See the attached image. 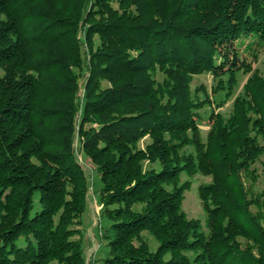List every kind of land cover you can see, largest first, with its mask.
<instances>
[{
    "label": "trees",
    "instance_id": "1",
    "mask_svg": "<svg viewBox=\"0 0 264 264\" xmlns=\"http://www.w3.org/2000/svg\"><path fill=\"white\" fill-rule=\"evenodd\" d=\"M261 50L264 0H0V264H87L82 162L103 264H264V189L241 177L264 153ZM203 72L226 97L249 74L205 139ZM182 172L212 177L207 232Z\"/></svg>",
    "mask_w": 264,
    "mask_h": 264
},
{
    "label": "rangeland",
    "instance_id": "2",
    "mask_svg": "<svg viewBox=\"0 0 264 264\" xmlns=\"http://www.w3.org/2000/svg\"><path fill=\"white\" fill-rule=\"evenodd\" d=\"M258 58L256 62H253L251 65L253 68L257 69L259 73L264 76V50L259 51ZM243 56L249 60V55L241 52ZM249 74L239 73L238 74V83L231 91L229 97L225 96L224 90L218 91L216 93L213 91L214 86L217 84V80L214 78L212 73L203 72L200 74L193 75L190 80V88L193 95H196L200 99L208 98L211 103H206L203 107L198 110V126L201 132L203 139L206 138L207 131H209L211 126V121L209 119L210 114L214 112H220L222 116L227 117L228 113L231 111V107L235 97L242 93V87ZM158 79H161V75L158 74ZM227 99V100H226ZM217 102H224L220 106H215ZM263 142V141H262ZM264 143V142H263ZM76 144V139H75ZM191 149V148H189ZM80 158V153L78 155ZM85 174L89 178L90 187L89 189V199L86 205L85 212L83 215V225L82 228L85 231L84 236V248L87 264H103V257L107 252V246L101 240V205L99 204L96 198V190L99 187V178L97 173L92 169L91 163L82 162ZM249 169H253V176L248 177L245 174L241 173L242 183L244 187L249 189V193L256 195L261 193L264 189V153L259 155V159L256 160ZM181 182L185 180L190 181V186L184 191L182 209L189 218L200 219L202 223V229L207 232L205 227V217L201 199L199 197L198 188L200 185L211 182V175H204L200 172H197L194 175H187L186 173L181 174ZM251 211H256L255 206L250 207ZM146 238L154 245L153 239L149 235H145Z\"/></svg>",
    "mask_w": 264,
    "mask_h": 264
}]
</instances>
